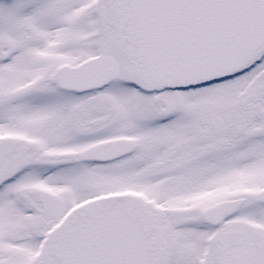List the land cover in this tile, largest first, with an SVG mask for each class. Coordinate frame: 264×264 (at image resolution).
I'll use <instances>...</instances> for the list:
<instances>
[{"label":"snow or ice","instance_id":"6c2138e0","mask_svg":"<svg viewBox=\"0 0 264 264\" xmlns=\"http://www.w3.org/2000/svg\"><path fill=\"white\" fill-rule=\"evenodd\" d=\"M0 264H264V0H0Z\"/></svg>","mask_w":264,"mask_h":264}]
</instances>
